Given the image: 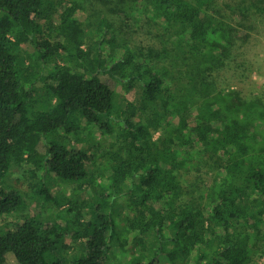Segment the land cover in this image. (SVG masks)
Listing matches in <instances>:
<instances>
[{"label":"trees","instance_id":"trees-1","mask_svg":"<svg viewBox=\"0 0 264 264\" xmlns=\"http://www.w3.org/2000/svg\"><path fill=\"white\" fill-rule=\"evenodd\" d=\"M262 1L125 0L156 29L144 45L104 17L85 27L83 0H0V215L22 203L6 182L21 168L28 195L78 225L70 237L84 239V254L70 264H106L113 228L99 210H112L110 196L125 198L133 247L150 243L149 260L133 264H264V101L213 78ZM203 165L209 179L192 195L182 175ZM47 176L96 201L62 205ZM69 225L16 223L0 234V264L7 252L19 264H65L44 254Z\"/></svg>","mask_w":264,"mask_h":264},{"label":"rangeland","instance_id":"rangeland-1","mask_svg":"<svg viewBox=\"0 0 264 264\" xmlns=\"http://www.w3.org/2000/svg\"><path fill=\"white\" fill-rule=\"evenodd\" d=\"M125 1V0H124ZM121 0H83V11L80 14L81 21L85 27L88 26V22H93L95 19L104 17L120 30L126 36H129L132 41H136L141 44H154L156 35V29L146 24L142 20L134 18L130 14L129 3ZM240 0H214V4L217 7V3L231 2L236 3ZM253 1V0H252ZM262 7H264V1L260 2ZM113 8V10H109ZM252 9L251 15L248 19V36L245 40H238L234 46L233 60L230 65L215 71L213 73L214 83L220 87H232L240 91L241 95L244 97H259L264 101V12L255 11ZM119 12H124L126 17L121 19ZM237 12V11H236ZM224 14H227L224 12ZM232 19V16L230 17ZM86 19V21H84ZM98 20V19H97ZM234 23V21H233ZM88 29H90L88 27ZM155 45V44H154ZM157 46V45H156ZM28 47V46H27ZM110 85L119 90V85L113 81L106 79ZM118 102L123 103L121 97L119 96ZM101 148L107 147L104 143L100 145ZM43 150V146H40ZM105 164L103 160H98L97 166ZM207 168L205 165L201 168V172L196 173L190 171L182 175L184 184L188 186L189 193L196 195V187L200 186L204 181H208L209 175L207 174ZM27 173L21 168H13L9 174L6 176V182L18 188L24 195L22 198V203L19 205L18 209L6 215H0V234L4 233L8 229H12L16 223L23 221L32 215H35L44 224H55L57 229L59 226L65 224L68 221L70 225L68 230L61 233L59 238L56 240L53 248L45 252L44 258L47 262L53 261L55 258L62 259L65 264H70V262L77 257L84 254V239H79L77 241L72 240L70 233L77 230L78 225L71 219H65V216L61 215V211L55 205H49L47 207L41 206V201L39 198H32L31 193H29L28 178ZM47 187L50 194L57 197L62 201V205L65 206V198L71 196H77V201L84 199L85 201L92 200V194L88 190L78 193V195H73L74 190L77 187L78 182L76 181H63L60 179H53L51 176L46 177ZM63 196L64 198H61ZM96 201L94 198L92 202ZM125 198L109 197V202L112 204V210L109 205L104 209V207L99 210L104 217L111 221L112 224V239L109 243V248L107 250L106 264H133L137 260L141 262H146L151 257L149 252L150 243L145 244L144 247L138 249L133 247L131 237L134 232L130 231L126 224L124 223V216L120 212L121 204L124 202ZM85 219H89L90 211L88 206H84L82 209ZM122 211L124 209L122 208ZM91 225L89 232L94 228L95 222L93 218L90 217ZM65 245L68 248H65ZM140 252V254H138ZM139 256V257H138ZM7 264H19L10 252L6 255ZM255 260H261L259 254L254 255Z\"/></svg>","mask_w":264,"mask_h":264}]
</instances>
